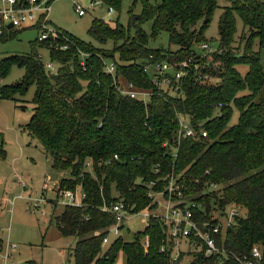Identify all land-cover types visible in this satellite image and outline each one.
Segmentation results:
<instances>
[{
    "label": "trees",
    "instance_id": "obj_1",
    "mask_svg": "<svg viewBox=\"0 0 264 264\" xmlns=\"http://www.w3.org/2000/svg\"><path fill=\"white\" fill-rule=\"evenodd\" d=\"M93 1L118 10L123 2ZM228 1L219 21L220 46L206 54L194 44L202 41L217 0H133L127 27L97 17L89 28L94 40L103 44L112 40V49L96 47L57 28V37L35 38L30 53L0 58V78L9 74L12 64L25 69L19 81L0 85V99L19 101L18 95L36 87L32 116L22 129L42 143L53 168L70 172L59 181L58 192L80 188L86 193L83 206L65 205L52 219L63 236L78 238L71 253L75 264H115L121 250L124 264H181L170 260V249L161 250L167 236L157 218H151L133 240L119 235L102 246L115 221L102 207L124 199L135 211L143 210L150 204L144 182L158 179L163 187L169 182L163 179L168 174L174 175L189 200L202 206L203 210H194L198 221L209 220L231 205L248 209L234 218L224 236L216 237L227 257H205L195 251L191 264H240L234 255L250 256L255 244H264V64L260 52L253 49L255 43L264 48V0ZM138 2L142 10L136 15ZM236 14L244 24L242 52L234 45ZM147 21L152 22L150 33L143 28ZM163 32L176 49L150 46ZM18 33L9 31L0 42ZM39 48L47 49L52 62L58 63L55 71L46 69ZM209 54L214 59L207 58ZM151 55L172 63L187 61L182 95L164 92L153 83L144 71ZM107 59L116 63L117 79L151 91L147 102L120 93L116 79L105 70ZM242 64L248 66L245 74L238 69ZM213 76L219 78L218 84L209 82ZM234 109L239 118L231 124ZM180 116L194 126L203 122L208 138L179 140ZM5 156L0 145V157ZM157 164L160 170L155 172ZM210 183H224V192L218 195ZM146 236L147 251L142 243Z\"/></svg>",
    "mask_w": 264,
    "mask_h": 264
},
{
    "label": "rangeland",
    "instance_id": "obj_2",
    "mask_svg": "<svg viewBox=\"0 0 264 264\" xmlns=\"http://www.w3.org/2000/svg\"><path fill=\"white\" fill-rule=\"evenodd\" d=\"M82 6H90L93 0H76ZM158 2L160 0H151ZM133 0H123L121 8L115 9L109 16V7L104 3H99L94 8H89L88 12L80 16L75 10V0H53L50 12V20L57 28L70 33L81 40L92 43L96 47L112 49L114 43L108 40L100 43L89 34V28L94 18H102L115 26L120 22L128 26L130 21V7ZM216 8L212 20L203 31L202 41L194 44V48L201 54L208 53L202 48L203 42H208L213 49L220 46L219 21L224 8L230 5L228 0H217ZM142 10V4L135 5L134 13L138 15ZM236 42L235 47L240 46L242 52L243 43L240 40L244 31V24L241 17L236 14ZM200 25V24H199ZM152 22L147 21L143 28L150 33ZM201 27V25L199 26ZM134 33V29L131 30ZM39 31L29 28L19 31L18 36L12 40L0 42V58L16 54H28L32 51L31 42L38 37ZM164 45L166 48L176 49L175 45H169L168 33L163 32L156 41H151L150 46L157 47ZM253 49L259 51L262 63L264 64V48L260 50L257 43ZM38 53L44 64L52 62V57L47 49L39 48ZM113 53V52H112ZM84 54L81 59L84 60ZM118 55H116V59ZM210 60L214 59L211 54L207 55ZM112 60L107 59V63ZM58 68V63L53 61ZM239 71L245 74L248 71L247 65H239ZM154 68L151 67V74ZM25 73L23 67L12 64L9 74L0 78V85H10L19 81ZM212 84H218L219 78L213 76L209 80ZM35 86L24 96H17L19 101L2 98L0 99V145L6 150L5 158L0 157V247L7 249L9 244H16L17 247H9L11 256L5 258L0 255V264H21L28 260H35L40 264H75L72 250L78 238L75 236L65 237L56 227L53 219L55 214L60 213L66 204L63 197H58L56 184L63 175L69 177L70 172H61L53 168L50 155L45 151L42 143L22 129L32 116L33 104L31 100L34 96ZM19 105H25L21 107ZM239 111L234 109L231 124L238 121ZM218 195H221L225 184H220ZM212 188V183L209 184ZM221 188V189H220ZM82 189H77L80 196ZM116 195L117 193L114 192ZM39 204V206H37ZM242 213L248 212L247 208H242ZM146 219L143 212L132 215L128 219L120 235L125 241H131L136 232L144 230ZM118 236L110 235L111 242ZM4 244V245H3ZM180 248L184 251L181 264H191L192 253H189L190 245L183 241ZM192 248V246H191ZM125 253L121 250L115 264H124Z\"/></svg>",
    "mask_w": 264,
    "mask_h": 264
},
{
    "label": "built area",
    "instance_id": "obj_3",
    "mask_svg": "<svg viewBox=\"0 0 264 264\" xmlns=\"http://www.w3.org/2000/svg\"><path fill=\"white\" fill-rule=\"evenodd\" d=\"M52 2L53 0H0V37L9 31H22L29 28H35L39 31V35L36 37L39 41L57 37L60 34L59 30L50 20ZM99 3L103 2L93 1L90 6H82L75 0V10L78 15L83 16L89 8L92 9ZM114 11L115 8L109 6L108 15L111 16ZM201 46L208 52L216 50L208 42H203ZM62 47L67 48L66 45ZM187 66V61L172 63L169 60H155L154 56L151 55L149 62L144 65V71L150 75L153 83L162 91L180 96L183 93L181 81L188 74ZM45 67L48 71L57 69L53 62L46 63ZM151 67L154 68L153 74H151ZM105 70L116 79L115 83L121 94L144 102H147L151 97L150 90L138 88L132 81L117 79V65L114 61L105 62ZM179 124L180 129L177 135L179 140L187 137L201 140L209 136L208 130L202 126L203 122H200L199 126H194L189 118L180 116ZM114 157L118 158V155ZM92 165V161L89 160L87 167L91 169ZM159 170L160 165H155L154 171L158 172ZM163 179H169V182L163 187L158 186V179L144 182L150 204L143 210L135 211V206L128 204L124 199L116 200L111 206L104 205L102 207V210L112 213L115 219L114 223L108 228V234L104 237L102 246L107 247L111 243V234L120 235L125 222L132 215L143 212L146 226L150 224L151 218H157L161 222L167 236L166 245L164 244L161 250L170 249V260L172 262L181 263L182 250L180 243L183 241L190 245V253L196 251L203 252L205 257H227L228 253L223 246L224 239H222L223 245L220 246L216 237L225 235L234 218L242 214L241 207L231 205L227 209H219L209 220L198 221L194 210L196 207L203 210L202 206L185 196L183 187L176 182L173 174H168ZM213 187L218 188V183H212L211 189ZM56 189H59V183L56 184ZM58 197H63L62 202L66 205L83 206L86 193L83 191L79 196L77 189L61 190L58 192ZM142 243L147 251L149 237L146 236ZM9 247L15 248L17 246L16 244H9L5 251L4 248L0 247V255L5 260L11 256ZM234 257L240 264H264V244H255L250 256L234 255Z\"/></svg>",
    "mask_w": 264,
    "mask_h": 264
},
{
    "label": "crops",
    "instance_id": "obj_4",
    "mask_svg": "<svg viewBox=\"0 0 264 264\" xmlns=\"http://www.w3.org/2000/svg\"><path fill=\"white\" fill-rule=\"evenodd\" d=\"M62 172V171H61ZM63 176H65V175H63ZM57 183H59V182H57ZM1 242H3L2 240H0ZM4 245V244H3Z\"/></svg>",
    "mask_w": 264,
    "mask_h": 264
},
{
    "label": "water",
    "instance_id": "obj_5",
    "mask_svg": "<svg viewBox=\"0 0 264 264\" xmlns=\"http://www.w3.org/2000/svg\"><path fill=\"white\" fill-rule=\"evenodd\" d=\"M210 65H213V63H212V62H210Z\"/></svg>",
    "mask_w": 264,
    "mask_h": 264
}]
</instances>
